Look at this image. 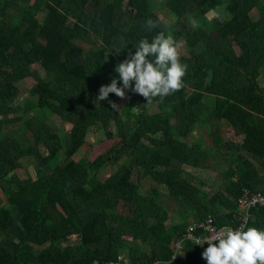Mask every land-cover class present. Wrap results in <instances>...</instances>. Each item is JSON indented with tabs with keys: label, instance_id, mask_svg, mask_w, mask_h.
Listing matches in <instances>:
<instances>
[{
	"label": "trees",
	"instance_id": "trees-1",
	"mask_svg": "<svg viewBox=\"0 0 264 264\" xmlns=\"http://www.w3.org/2000/svg\"><path fill=\"white\" fill-rule=\"evenodd\" d=\"M162 3L176 23L196 24L185 33L167 28L153 0H0V264L105 263L122 253L130 264H207V244L184 240L172 260V241L207 219L237 228L244 189L264 192V0ZM149 18L159 25L151 31ZM168 30L184 42L181 90L147 102L126 89L121 108L109 103H121L115 94L96 101L133 45ZM89 35L99 44L85 53ZM28 78L37 80V103H20L18 84ZM54 118L69 130L60 135ZM103 121L115 138L103 139L95 158L74 159ZM226 126L243 141L223 140ZM25 156L36 161V177L17 173ZM210 167L218 177L201 176ZM164 200L184 223H165ZM247 226L264 229V206L251 210Z\"/></svg>",
	"mask_w": 264,
	"mask_h": 264
},
{
	"label": "clouds",
	"instance_id": "clouds-1",
	"mask_svg": "<svg viewBox=\"0 0 264 264\" xmlns=\"http://www.w3.org/2000/svg\"><path fill=\"white\" fill-rule=\"evenodd\" d=\"M158 26L150 18L145 22L149 31ZM127 45L122 42L121 50ZM180 47L173 35H166L164 31L158 32L151 41L141 39L133 45L135 51L129 50L127 57L115 66L118 78L113 77L110 83L100 86L96 101L108 99L109 94L123 99L126 89L143 96L147 102L181 90L188 66L180 60ZM109 103L112 108L119 107L115 101ZM194 243L207 244L202 252L207 264H264V229L248 227L246 223L235 229H212L210 235Z\"/></svg>",
	"mask_w": 264,
	"mask_h": 264
},
{
	"label": "rangeland",
	"instance_id": "rangeland-1",
	"mask_svg": "<svg viewBox=\"0 0 264 264\" xmlns=\"http://www.w3.org/2000/svg\"><path fill=\"white\" fill-rule=\"evenodd\" d=\"M155 3L154 6V12L157 13V15L160 17V20L165 23L167 25V28L176 25L177 27H179L180 30H182L183 33L188 32L189 31V25L190 26H194L196 24H193V21L187 25H183L182 22L179 23L175 20H173V17L171 16L168 8L163 5L162 0H153ZM251 15L253 17V19H256V17H258V12L256 11V9H253L251 11ZM209 16H212V13H209ZM175 23V24H174ZM192 28V27H191ZM167 34H171V31H167ZM88 41H89V46L86 45L84 42H81L80 45L82 46L83 50L85 53L91 52L92 50H94L99 43H97V41L94 39V37L92 35L88 36ZM177 42L181 45V47L179 49L183 48V39H178ZM2 49V47L0 46V50ZM34 71H36L38 73V75H40L41 77H46V72L43 68H41L38 65L33 66ZM37 83V80L35 78H28L22 82H20L18 84L19 88H20V92H21V97H20V103H25L27 100L28 101H32L34 103H37V96H34L31 92L33 91V87L35 86V84ZM259 84L260 86L264 87V75L262 74L259 78ZM127 103V100L125 98L121 99V103L118 104L119 107L121 108L122 106H124V104ZM157 111V106L156 104H153L150 106L149 108V112L153 113ZM37 113V111L34 112H30L28 114L25 115V118L29 117V116H33ZM22 113H20L21 115ZM206 115L205 112L202 113V117H204ZM3 120V119H1ZM55 123L57 125V127L59 128V133L60 135H62L63 133L67 132L70 128V123L62 121L60 118H54ZM15 127L17 125H14ZM223 140H225V138L227 139L228 137L232 136V132H227L225 131V129H223ZM203 132H205V129H203ZM227 132V133H226ZM116 133H115V129L113 127V125L111 124V122H97L88 132V137L85 140V142H83L73 153V158L74 159H80L83 155H86L87 157H89L90 159L95 158L98 154H100L101 152H103L105 150V145L103 144V139H109V138H115ZM202 136L205 137L204 141L205 143L210 142L212 139V136L210 135H206L204 133H202ZM22 165L20 168L17 169V173L22 177V178H27L29 176H33L36 177V168H35V164L36 161L33 158L30 157H23L21 159ZM211 169H203L204 171H202L201 176L203 177L206 173L209 172V176L210 178L214 179L216 177L219 176V174L217 172H215V170L210 167ZM113 171V169L110 167L105 168L104 171L100 172V176L105 177V174H109ZM194 172H196V169L194 170ZM137 177V175L135 174L133 178ZM140 177V176H139ZM147 184L145 183L143 186V190L147 189ZM160 190L162 191V193H165L164 189L162 187H160ZM166 201V200H164ZM169 205H167V201H166V209H167V220L165 223L170 224L171 222L174 223H184V218H182V220L180 219L181 215H177V211L173 210L175 208V205H177L176 203H174V201H169L168 203ZM172 208V209H171ZM120 213H123V215H130L132 210L131 209H127L126 207L123 206V204L120 205V209H119ZM188 221V219H186ZM69 243H73L74 240L70 239L68 241ZM127 255L126 253H122L121 254V258L122 259H127ZM128 260V259H127Z\"/></svg>",
	"mask_w": 264,
	"mask_h": 264
},
{
	"label": "built area",
	"instance_id": "built-area-1",
	"mask_svg": "<svg viewBox=\"0 0 264 264\" xmlns=\"http://www.w3.org/2000/svg\"><path fill=\"white\" fill-rule=\"evenodd\" d=\"M257 206H261V207L264 206V192L250 191L249 189H244L243 193L238 198L237 220L239 222V226L242 223H246V225H248L250 212L254 207ZM225 227H231V226L229 225L217 226L213 223V220L211 219H207L206 221L201 223L191 224L185 229V232L184 234L181 235V238L172 241L170 245L173 252L171 259L175 260L180 254H182L184 240H189L192 242H194L197 239L203 240L205 237L210 235V230L212 229L219 230ZM196 228L202 230V234H200L199 236H195L193 234V230ZM231 228L235 229L234 227ZM174 257L175 259H173ZM127 259H122L121 256H119L116 261H109L105 263L94 261L91 264H130L129 260ZM145 264H157V263L153 262V263H145Z\"/></svg>",
	"mask_w": 264,
	"mask_h": 264
},
{
	"label": "crops",
	"instance_id": "crops-1",
	"mask_svg": "<svg viewBox=\"0 0 264 264\" xmlns=\"http://www.w3.org/2000/svg\"><path fill=\"white\" fill-rule=\"evenodd\" d=\"M223 129H225V131H227V132H230V131L232 132V136L228 137L227 139L225 138V140H230V141H235V142H242L243 141L244 136L243 135H237L231 127L226 126ZM223 129H222V136H221L222 138H223V132H224Z\"/></svg>",
	"mask_w": 264,
	"mask_h": 264
}]
</instances>
